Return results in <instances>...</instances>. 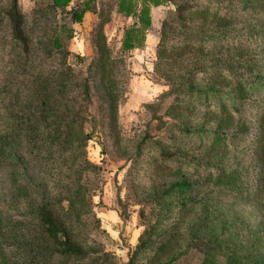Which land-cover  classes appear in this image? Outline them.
<instances>
[{
  "label": "trees",
  "instance_id": "obj_1",
  "mask_svg": "<svg viewBox=\"0 0 264 264\" xmlns=\"http://www.w3.org/2000/svg\"><path fill=\"white\" fill-rule=\"evenodd\" d=\"M73 1L52 0L51 8L81 23L93 12L94 0L65 10ZM167 1L173 8L161 21L153 65L157 82L167 88L144 107L154 110L172 98L166 112L171 126L181 130L177 142L150 130L122 137L120 83L128 73L103 38L105 18L83 76L54 59L70 55L54 31L52 40L37 47L18 0H0V264L116 263L104 246L95 248V240L82 238L86 219L98 220L91 197L101 169L87 157L93 134L86 130L89 122L94 130L106 129L124 153L128 148L121 146L133 144L127 159L139 160L145 149L154 152L151 163L163 172L149 197L150 216L140 211L144 229L126 264H170L189 251L201 254L198 264H214L217 252L230 264H264V250L258 249L264 235L247 233L245 241L235 232V222L222 219L235 197L238 204L254 203L264 218V104L253 99L264 93V38L254 56L247 50L256 51L253 43L229 42L231 22L241 10L251 14L261 0H117L118 11L133 19L123 31L122 51L143 44L151 26L150 3ZM242 27L250 36H264L263 20ZM72 31L67 29V38ZM247 101L259 109L253 176L247 175L252 164L235 163L237 152L226 142L248 130L241 119ZM154 118L164 123L156 113ZM100 147L106 154L103 141ZM88 175L96 178L94 189ZM221 196L231 205H222Z\"/></svg>",
  "mask_w": 264,
  "mask_h": 264
},
{
  "label": "rangeland",
  "instance_id": "obj_2",
  "mask_svg": "<svg viewBox=\"0 0 264 264\" xmlns=\"http://www.w3.org/2000/svg\"><path fill=\"white\" fill-rule=\"evenodd\" d=\"M136 1L141 2V0ZM18 2L28 18L27 32L35 40L37 47L41 48V44H46L52 40L51 35L54 31L60 44L70 52V55L66 57L59 54L54 59L58 63L73 66L74 71L83 76L86 74L87 64L95 54L96 45L99 44L100 39L96 40L94 38L96 29L99 22H102L105 18L102 23L103 38H105L112 55L122 58V64H120L128 73L126 76H121L122 83H120L122 89H124L123 102L119 107L122 137L124 140L134 138L150 130L151 135L159 137L167 134L165 141H181V130L171 126V119L166 112L172 98L166 99L163 103H158L159 106L155 108L158 109L155 113L163 118L164 123H159L157 119H153L155 109L147 110L144 107L145 104L155 102L157 96L167 88L157 82L153 65L156 60L155 50L160 34L161 21L166 12L173 8L172 4L168 1L158 5L150 3L151 26L145 31L143 44L130 51H122L123 31L133 22V19L123 16L118 11L117 0H94L93 12L86 13L81 23L72 22L70 14L64 12L63 9L56 8L54 10L51 8L52 0H18ZM82 2L83 0H74L65 10L73 5L79 6ZM235 2L237 3V0ZM253 8L251 14L248 11L243 10V12L241 10L237 20L231 22L233 27L231 33L234 36L229 40V42L239 43L242 47H247L249 43H253L252 49L256 51L247 49L251 56L257 54V51H261V47L257 44L264 36L262 32L258 36H255L256 34L250 36L249 29L242 26L243 24L246 25L249 20H251V24L264 21V0H261V3ZM259 27V24L256 25L255 31ZM68 28L73 30L71 38L66 37ZM240 54L243 55L242 58H246L245 54L242 52ZM39 56L42 58L41 54ZM78 56H82L86 60L80 61ZM218 99L221 100L222 98L219 97ZM253 99L262 107L264 93L257 95V99L255 97ZM247 103L248 101L244 104L246 107L243 108L244 114L241 119H243L244 125L248 126V130L242 133L244 135L239 138L229 137L226 142L230 151L237 152L235 163L244 164L245 166L252 164V167L255 165V168L249 167V173L247 174L253 176L258 169L252 151L258 139L256 131L259 109L252 107L251 103L248 105ZM91 110L93 112V109ZM239 118L240 115L236 114V120ZM90 124L89 122L86 125V130L91 131L93 134L91 140L87 143V157L92 162L100 165L101 170L97 181L91 175L86 178L91 189H94L95 181L98 185V188L94 192L92 191L91 200L93 203L92 209L99 221L89 216L86 219L87 232L82 233V238L95 240L97 242L95 248L102 245L112 252L116 257L115 264H126L130 250L137 243L138 237L144 229L141 225L144 220L140 218V211L143 210L147 217L150 216L149 197L152 196L153 184L157 183L163 172L151 163L150 158L154 152L149 153V150L145 149L139 160L127 159V156L134 151L133 144L128 145L126 143L121 146L122 149L128 148V152L124 153L117 146V143L113 142L106 129H103L100 125L99 128L94 130ZM102 141L107 146V152L104 155L100 153V142ZM185 143L190 145L189 142ZM255 177L257 175L253 178L255 179ZM255 182L256 179L253 180V183ZM220 198H222L221 202L224 201V203H221L222 205L227 204V207L231 205L226 201V197L221 196ZM262 198L264 199V195ZM237 202L238 199L235 197V205L230 209L228 208L229 211L225 212L222 219L226 220L227 223L235 222L234 224H237L235 232L242 235V238L247 236V233L251 234L253 232L255 235H264L263 213L252 202L246 205ZM222 225L221 223L220 226ZM244 240L246 241V237ZM253 240L256 241L255 238ZM257 243L259 242L256 241ZM258 249L260 251L264 250L263 242ZM200 256L201 254L196 251H189L170 264H198ZM214 259V264H230L226 255L221 252H217Z\"/></svg>",
  "mask_w": 264,
  "mask_h": 264
}]
</instances>
